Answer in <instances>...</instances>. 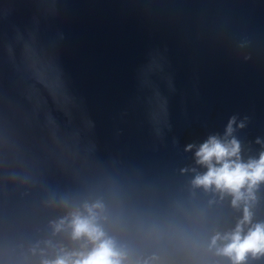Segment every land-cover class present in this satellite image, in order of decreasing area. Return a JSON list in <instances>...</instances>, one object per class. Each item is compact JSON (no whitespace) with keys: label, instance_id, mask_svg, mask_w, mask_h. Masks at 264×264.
Returning a JSON list of instances; mask_svg holds the SVG:
<instances>
[{"label":"water","instance_id":"water-1","mask_svg":"<svg viewBox=\"0 0 264 264\" xmlns=\"http://www.w3.org/2000/svg\"><path fill=\"white\" fill-rule=\"evenodd\" d=\"M210 136L264 152V0H0V264L88 251L51 226L85 202L125 264H231L245 202L191 183Z\"/></svg>","mask_w":264,"mask_h":264},{"label":"clouds","instance_id":"clouds-1","mask_svg":"<svg viewBox=\"0 0 264 264\" xmlns=\"http://www.w3.org/2000/svg\"><path fill=\"white\" fill-rule=\"evenodd\" d=\"M231 124L230 120L226 135L232 131ZM192 147L188 145L185 150ZM239 153V143L235 139L222 141L216 136H210L194 153L196 163L207 170L195 175L191 181L194 187L205 191L211 189L221 197L230 195L233 207L245 202L242 218L235 228L223 235L217 233L209 244L210 247H216L218 241H226L216 250L219 255L227 257L231 264H243L248 254L253 257L264 255V223L255 224L242 236L243 226L251 221L245 193L250 198L251 190L264 182V152L260 153L258 159H249L247 162L241 161ZM102 211L103 205L100 202H85L80 209L71 210L66 217L53 222L51 226L56 233L64 228L67 221L71 239L86 240L91 248L86 252L61 250L55 259H44L41 264H125L126 254L116 247L112 238L106 236L99 223Z\"/></svg>","mask_w":264,"mask_h":264}]
</instances>
